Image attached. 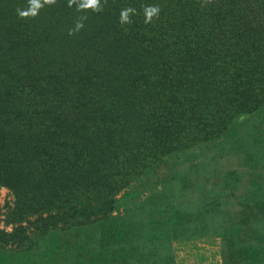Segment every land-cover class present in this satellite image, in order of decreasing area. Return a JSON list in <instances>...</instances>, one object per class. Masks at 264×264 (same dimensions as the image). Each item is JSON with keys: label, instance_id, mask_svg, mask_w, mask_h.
<instances>
[{"label": "trees", "instance_id": "trees-1", "mask_svg": "<svg viewBox=\"0 0 264 264\" xmlns=\"http://www.w3.org/2000/svg\"><path fill=\"white\" fill-rule=\"evenodd\" d=\"M146 5L161 8L149 24ZM26 7L0 0V264H97L105 236L121 264H152L175 224L168 163L232 129L264 173V0H107L99 13L57 0L19 18ZM126 7L138 14L122 27ZM148 186L160 191L140 201Z\"/></svg>", "mask_w": 264, "mask_h": 264}, {"label": "rangeland", "instance_id": "rangeland-1", "mask_svg": "<svg viewBox=\"0 0 264 264\" xmlns=\"http://www.w3.org/2000/svg\"><path fill=\"white\" fill-rule=\"evenodd\" d=\"M244 129H232L233 136L240 138ZM233 136L222 143L190 148L184 159L168 163L166 169L180 181V188L172 186L168 193L175 200V224L168 247L156 242L152 264H264V173L257 172L250 148ZM150 188L141 193L140 201L160 191V187ZM10 202L9 192L0 187V230L7 233L11 226L4 223L3 214ZM125 211L141 215L138 207L128 206ZM98 246L97 264L100 260L121 264L116 255L121 247L113 238L105 236ZM128 261L146 264L144 257Z\"/></svg>", "mask_w": 264, "mask_h": 264}, {"label": "clouds", "instance_id": "clouds-1", "mask_svg": "<svg viewBox=\"0 0 264 264\" xmlns=\"http://www.w3.org/2000/svg\"><path fill=\"white\" fill-rule=\"evenodd\" d=\"M57 0H27L26 8H17V15L21 19L35 18L45 6H53ZM107 0H68V6H75L78 12L87 13L88 11L99 13L104 10V5ZM161 8L159 5H146L143 8L144 23H152L154 19H159ZM137 10L134 7H126L121 10L119 23L123 27L133 23L132 17L137 15ZM87 20V15H82L76 20L74 27L68 31L69 35L79 33L85 26L84 21Z\"/></svg>", "mask_w": 264, "mask_h": 264}, {"label": "crops", "instance_id": "crops-1", "mask_svg": "<svg viewBox=\"0 0 264 264\" xmlns=\"http://www.w3.org/2000/svg\"><path fill=\"white\" fill-rule=\"evenodd\" d=\"M198 263V262H197ZM197 263H195V264H197ZM199 264V263H198Z\"/></svg>", "mask_w": 264, "mask_h": 264}]
</instances>
